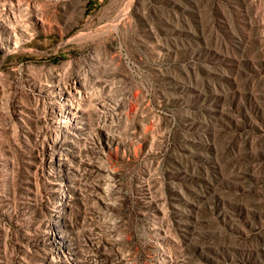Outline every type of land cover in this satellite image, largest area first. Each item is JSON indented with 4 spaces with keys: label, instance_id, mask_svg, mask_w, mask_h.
<instances>
[{
    "label": "rangeland",
    "instance_id": "374dc122",
    "mask_svg": "<svg viewBox=\"0 0 264 264\" xmlns=\"http://www.w3.org/2000/svg\"><path fill=\"white\" fill-rule=\"evenodd\" d=\"M0 264H264V0H0Z\"/></svg>",
    "mask_w": 264,
    "mask_h": 264
}]
</instances>
